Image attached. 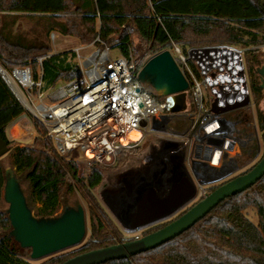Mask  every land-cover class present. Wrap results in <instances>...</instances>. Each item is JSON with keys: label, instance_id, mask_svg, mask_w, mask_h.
<instances>
[{"label": "trees", "instance_id": "trees-1", "mask_svg": "<svg viewBox=\"0 0 264 264\" xmlns=\"http://www.w3.org/2000/svg\"><path fill=\"white\" fill-rule=\"evenodd\" d=\"M23 14L43 19L46 33L56 30L82 44L99 37L124 55L130 50L138 67L151 56L174 47L188 55L189 50L199 49L196 46L248 49L264 45V6L259 0H0V64L7 70L30 66L33 78L41 77L43 89L79 76L80 69L73 50L53 53L46 42L14 30L17 17ZM261 54L248 53L246 64L248 89L257 97L264 95L256 71L263 60ZM188 62L199 76L195 64ZM143 87L161 98L149 85ZM24 112L0 76V136L7 144V128ZM259 123L264 146V114H259ZM9 158L10 169L19 182L27 181L28 195H24L35 216L58 214L62 189L71 190L72 181L91 216L90 235L79 248L40 264H59L76 254L123 240L91 193L103 179L96 164L90 165L87 177H78L75 162L58 156L48 138H36L33 146L13 147ZM5 169L0 162V264H33L22 256L25 248L9 235L11 226L2 207ZM247 209L254 210L256 222L247 216ZM102 264H264V175L246 190L219 202L178 236L132 257Z\"/></svg>", "mask_w": 264, "mask_h": 264}, {"label": "built area", "instance_id": "built-area-1", "mask_svg": "<svg viewBox=\"0 0 264 264\" xmlns=\"http://www.w3.org/2000/svg\"><path fill=\"white\" fill-rule=\"evenodd\" d=\"M55 37L52 32L50 40ZM92 45L87 53L81 52ZM174 48L183 61L181 70L188 82L182 111L172 110L175 93L157 99L144 89L137 79L142 65L137 66L130 50L112 57L114 48L99 37L74 48L80 75L48 89L42 88L40 76L33 78L30 66L11 70L3 67L15 77L26 74V81L18 79L24 104L1 71L0 76L24 110L44 127L58 156L85 166L108 164L125 149L156 134L177 144L184 170L195 182L196 197L201 199L208 193L207 187L221 184L241 168L240 156L256 150L260 134L254 116L246 115L252 107L248 88L246 104L225 108L243 100V81L235 58L221 55L225 52L222 47L193 49L194 56H184L178 47ZM193 58L199 76L188 64ZM245 82L247 87L246 77ZM203 89L210 91L209 104L204 102ZM133 129L139 131V137L127 141ZM228 172L231 174L213 181ZM166 173H170V167L162 166L158 175Z\"/></svg>", "mask_w": 264, "mask_h": 264}, {"label": "water", "instance_id": "water-1", "mask_svg": "<svg viewBox=\"0 0 264 264\" xmlns=\"http://www.w3.org/2000/svg\"><path fill=\"white\" fill-rule=\"evenodd\" d=\"M222 49L232 50L238 56L239 78L243 81V100L225 106L234 108L246 104L249 100L245 72L241 64L242 56L239 51L228 46H223ZM194 54L193 50H189L188 55ZM256 70L259 74H264V65ZM137 79L140 83L149 85L158 94L175 93V105L172 110L185 109L188 82L169 50H163L148 58L140 67ZM261 87L264 91V84ZM153 121L155 122V119ZM8 151L7 142L0 136V158ZM229 174L231 172L221 174L213 181ZM263 175L264 154L248 171L225 180L160 228L134 239L76 254L59 264H102L152 249L178 236L208 214L219 202L246 190ZM195 197V182L184 169L176 175L166 173L163 176H149L137 184L127 201L120 207L117 218L128 229H140L170 216ZM2 199L7 203L6 212L11 226L9 235L22 248L30 249L31 259H38L77 245L86 234L85 211L80 204L66 206L54 216H35L27 205L18 178L11 169H5Z\"/></svg>", "mask_w": 264, "mask_h": 264}, {"label": "rangeland", "instance_id": "rangeland-1", "mask_svg": "<svg viewBox=\"0 0 264 264\" xmlns=\"http://www.w3.org/2000/svg\"><path fill=\"white\" fill-rule=\"evenodd\" d=\"M261 5L264 6V0ZM14 30L21 33L26 38L36 37L38 40L46 42L51 47V51L53 53L74 50V48L80 45H85L80 43L77 38L70 35H62L56 30H51L46 33L43 19H39L37 17H28L27 14H23L17 17ZM52 32H55L56 34V37L53 41L50 40V34ZM93 47V45L89 46L88 48L81 50V52L87 53L88 51L93 49ZM196 47L201 48L204 46ZM263 47L264 45H262L261 47H250L248 49H241L239 47L237 48L242 50V58L244 64H247L248 53L251 52H261L262 54L260 55V57L261 59H263ZM170 52L174 57L177 54L175 48H172ZM119 54V49L114 48L111 50L112 57L118 56ZM201 58L202 57H200V59ZM191 61L195 63L194 58ZM177 63L180 68L184 65L182 60ZM246 74L248 75L247 72ZM247 77L249 78V76ZM60 82L63 81H59L57 84H59ZM202 94L204 102L206 104H209L210 91L203 89ZM250 97L252 100V107L249 111H246V115L247 117L249 115L254 116L257 130L260 134V139L257 144L256 150L254 149L253 153L248 155L244 153V156H240L239 164L241 168L237 172H233L230 176H228V178L241 174L246 169L251 168L264 154V146L261 141L263 127H261L259 123V114H264V95L257 97L251 94ZM21 129L22 131H20ZM7 135L10 139V143L8 144L9 151L0 158L2 166L6 169H10L11 167L9 152L13 147L33 146L35 144L36 138H40L42 140L47 138L45 136L44 127L35 118L30 116L26 111L24 112L23 116L14 121L7 128ZM155 147L156 150H154ZM176 148L177 144L175 142L161 138L156 134H150L135 146L125 149L123 152L118 154L112 162L108 164L94 165V167L99 168L102 171L103 179L97 187L91 189V193L101 204L110 220L119 230L120 237L123 238L121 242L140 237L144 235L145 231L149 230L150 228H147L146 226L140 229L131 230L123 226L117 218V214L119 213L120 207L123 203L127 201L129 196L132 194L134 188L137 186V184L140 183V180L145 181L149 175L153 177L157 176L160 173L162 166L165 169L167 168V166L170 167V173L172 175H176L180 170L184 169L182 156L180 155V151L176 150ZM71 161L75 162V164L77 165L78 177L85 178L89 175L92 166H85L78 160L72 159ZM20 183L24 194L28 195L27 181L22 179ZM72 184L73 188L71 190L67 188L62 189L60 208L57 213H60L66 206H76L78 204L82 205L86 217V234L83 240L77 245L65 248L63 250L38 259H31L29 257L30 249L25 248L22 253V256L31 263L40 264L53 257L61 256L63 254L72 252L79 248L89 237L92 221L87 207V203L86 200L83 198L82 193L77 188L76 183L72 181ZM219 184L220 183L217 182L216 185H214L218 186ZM208 188L209 187L206 188L207 191ZM209 192L210 191H208V193ZM199 199L200 197L198 195L191 201L187 202L180 209H178L175 213L164 218L162 221H164L165 223L169 220L176 218L179 214L184 212L187 208H189ZM2 207L7 208V203L3 202ZM245 213L252 221H257V217L255 215L254 210L247 209Z\"/></svg>", "mask_w": 264, "mask_h": 264}, {"label": "bare ground", "instance_id": "bare-ground-1", "mask_svg": "<svg viewBox=\"0 0 264 264\" xmlns=\"http://www.w3.org/2000/svg\"><path fill=\"white\" fill-rule=\"evenodd\" d=\"M0 71L3 74V76L6 78L7 82L10 84V87L12 88V90L14 91V93L16 94L18 99L24 104V94H23V91H22L20 84L18 83V79L21 81H26V74L25 73H19L15 77L10 72L5 70L1 65H0ZM20 131H22V129ZM138 137H139V131L136 129H133L128 133L126 140L127 141L135 140Z\"/></svg>", "mask_w": 264, "mask_h": 264}, {"label": "flooded vegetation", "instance_id": "flooded-vegetation-1", "mask_svg": "<svg viewBox=\"0 0 264 264\" xmlns=\"http://www.w3.org/2000/svg\"><path fill=\"white\" fill-rule=\"evenodd\" d=\"M221 55H223V56H226V57H234L235 58V60H236V62L238 63V56H236L235 55V53H234V51H232V50H225V52H221ZM242 56V55H241ZM242 67H243V69H244V72H245V74H244V76L246 77V81H247V88H248V75L246 74V72H247V69H246V63L244 64V61H243V58H242ZM262 65H264V52H263V60H262V63L257 67V68H259V67H261ZM256 68V69H257ZM257 71V70H256ZM240 72V71H239ZM257 76H258V79H259V81H260V85H262V84H264V74H259L258 72H257ZM242 86H243V84H242ZM249 90V89H248ZM262 90H263V87H262ZM263 94H264V91H263ZM251 95V94H250ZM140 181H142V180H140ZM164 219V218H163ZM163 219H160V220H157L155 223H152V224H148V225H146L147 226V228H152V227H155V226H157V225H159V224H163L164 223V221H162ZM146 226H144V227H146Z\"/></svg>", "mask_w": 264, "mask_h": 264}, {"label": "crops", "instance_id": "crops-1", "mask_svg": "<svg viewBox=\"0 0 264 264\" xmlns=\"http://www.w3.org/2000/svg\"><path fill=\"white\" fill-rule=\"evenodd\" d=\"M262 2H263V0H260V1H259L260 5L262 4ZM228 47H230V48H232V49H234V50L239 51V52L241 53V55H242V50H241V49H238L237 47H234V46H228Z\"/></svg>", "mask_w": 264, "mask_h": 264}]
</instances>
